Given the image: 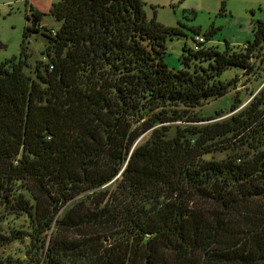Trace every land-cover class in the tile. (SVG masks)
<instances>
[{"label":"trees","instance_id":"trees-1","mask_svg":"<svg viewBox=\"0 0 264 264\" xmlns=\"http://www.w3.org/2000/svg\"><path fill=\"white\" fill-rule=\"evenodd\" d=\"M48 13L53 35L28 4L19 55L0 61V203L28 220L32 263L264 264V84L225 117L195 112L230 91L229 67L264 80V20L221 50L205 45L210 28L173 69L165 42L183 30L143 0ZM38 32L47 61L29 73Z\"/></svg>","mask_w":264,"mask_h":264},{"label":"rangeland","instance_id":"rangeland-1","mask_svg":"<svg viewBox=\"0 0 264 264\" xmlns=\"http://www.w3.org/2000/svg\"><path fill=\"white\" fill-rule=\"evenodd\" d=\"M143 2L148 17L154 14L161 24L181 26L183 30V35L167 37L165 42L164 61L173 69L180 68L179 56L183 45L192 47L194 44L192 28H199V34L202 35L210 28L214 29L205 45L221 50L225 43L232 46L249 40L252 37L251 23L255 20H264V0H143ZM34 3L46 7L44 0H0V61L19 55L22 32L26 24V9L28 4L34 8ZM58 24L59 22L48 11L44 12L40 21L41 27L56 28ZM25 43L29 63L27 71L30 73L38 60L47 61L42 53L46 40L38 32L30 34ZM236 73L238 75L229 92L205 101L195 109V112L207 116L219 111L222 114L220 117H225L230 114L229 105L235 95L242 99L239 107L244 106L252 94L264 84V80L244 75L235 67L225 69L220 79L229 80ZM182 124L185 123L172 122L170 133H173L175 125ZM141 137H146V134H142ZM213 156L223 157L224 152L214 153ZM207 157L210 158L211 155ZM14 231H18L22 237L12 239ZM26 231H28L26 217L23 214H10L0 203V264H34L32 260L36 254L31 247L32 242L24 235Z\"/></svg>","mask_w":264,"mask_h":264},{"label":"built area","instance_id":"built-area-1","mask_svg":"<svg viewBox=\"0 0 264 264\" xmlns=\"http://www.w3.org/2000/svg\"><path fill=\"white\" fill-rule=\"evenodd\" d=\"M49 31L52 35L55 33L54 28H50ZM193 41L194 44L192 45V48L194 50H197L200 47V45L205 42V37L202 34H195L193 36Z\"/></svg>","mask_w":264,"mask_h":264},{"label":"crops","instance_id":"crops-1","mask_svg":"<svg viewBox=\"0 0 264 264\" xmlns=\"http://www.w3.org/2000/svg\"><path fill=\"white\" fill-rule=\"evenodd\" d=\"M53 1H56V0H44V6H46V7H40L37 3H34L35 5H34V8L36 9V10H38V11H40V12H47L48 10H49V7H50V5H51V3L53 2ZM47 4V5H46ZM31 5V4H30ZM46 8V9H45ZM45 10H47V11H45ZM252 24V23H251ZM57 28V27H56ZM185 45V44H184ZM239 73V72H238ZM238 73H236L237 75H238Z\"/></svg>","mask_w":264,"mask_h":264}]
</instances>
